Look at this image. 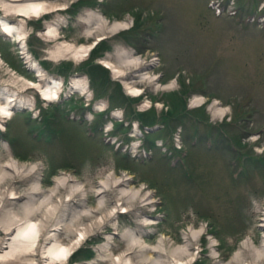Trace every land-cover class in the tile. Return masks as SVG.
I'll list each match as a JSON object with an SVG mask.
<instances>
[{"label":"rangeland","instance_id":"1","mask_svg":"<svg viewBox=\"0 0 264 264\" xmlns=\"http://www.w3.org/2000/svg\"><path fill=\"white\" fill-rule=\"evenodd\" d=\"M88 9L99 10L110 21L127 18L130 27L105 37L84 58H55L52 51L61 42L94 40L78 20ZM57 16L68 18L58 37L42 34L46 21ZM0 17L13 23L23 19L26 32L23 47L0 31V86L32 103L31 108L16 109L12 118L0 116V161L11 154L37 164L44 187L60 172L91 189L110 170L118 175L126 171L132 175L131 186L145 183L155 200L143 209L150 211L137 216L133 210L123 212L130 208L127 204L113 208L108 195L106 212L84 222H93L94 229L69 259L57 264H114L127 250V227L143 230L150 244L165 234L173 245L182 241L184 232L203 228L192 245L191 264H224L249 235L256 245L262 242L264 0H74L65 10L29 19L6 16L0 2ZM117 46L153 60L148 69L157 82L134 83L142 90L140 96L130 94L121 78L100 63ZM27 55L41 64L47 77L62 80L57 100H44L28 84L38 77ZM93 64L101 67L92 69ZM74 77L88 81L87 93L70 91ZM173 79L174 86L156 88ZM116 83L129 99L119 95ZM200 97L205 103L195 100ZM214 100L228 108L223 117L212 114ZM101 102L105 107L98 109ZM155 126L154 131L145 130ZM93 193L91 207L98 204ZM108 211L114 213L106 218ZM71 216L61 211L53 216L39 252L44 243H53L48 237L54 231L47 235L49 229L58 226L63 244L79 235L76 231L66 238ZM143 218L157 223L145 224ZM41 260L51 264L50 259ZM0 264L22 263L10 259Z\"/></svg>","mask_w":264,"mask_h":264},{"label":"bare ground","instance_id":"2","mask_svg":"<svg viewBox=\"0 0 264 264\" xmlns=\"http://www.w3.org/2000/svg\"><path fill=\"white\" fill-rule=\"evenodd\" d=\"M9 1L17 2L10 3ZM9 1H0L6 16L13 13L29 19L31 17L42 18L65 10L74 0ZM78 20L86 24V34L92 36L94 40L91 43L79 45L61 42L52 51L55 58L66 56L84 58L105 37L130 27V21L127 18L110 21L103 13L95 9L86 10L79 15ZM67 21L68 18L60 16L46 21L47 25L41 33L58 37L59 30ZM0 31L26 47L23 19L21 23H13L8 18L0 17ZM98 40L100 41L98 42ZM28 58H30V67L38 77V81L28 80V84L35 88L44 100H57L63 87L62 80L54 76L47 77L41 64L31 56ZM152 61L149 62L132 50L119 46L113 53L100 60L121 78L130 94L137 96H140L142 90L134 87V83L156 84L157 82L158 76L152 75L148 69L154 64ZM174 85L175 80L173 79L166 85H157L156 88L166 89ZM69 88L72 92L87 93L89 90L88 81H81L80 78L74 77ZM195 100L205 103L206 98L200 97ZM30 101L31 99L18 100L14 94H9L6 88L0 86L1 118H12L16 109L31 108ZM218 104V101H213L212 114L214 116L219 114L220 117H223L228 108L220 107ZM104 107V103L101 102L97 108ZM41 175L37 164L22 162L11 154L0 161V261L12 259L22 264H40L43 258L50 259L51 264L65 261L86 238V232L94 229L93 222L84 223L85 220L94 216L96 212H106L110 198L111 202H115L113 208H117L119 204H127L130 208L123 212L133 210L136 211L137 216H141L142 212L150 211V209L146 211L143 209L155 202L152 197V189H147L145 183H141L138 188L131 186L132 175L126 171L118 175L115 171L110 170L91 189L73 175L63 172L53 177V183L50 186L44 187ZM26 180L27 183H25ZM90 191H93V194L98 197V204L95 207L88 205ZM110 194L111 196L108 198ZM60 211L64 216L69 212L72 214L71 224L66 230V238H70L76 231L79 232V235L69 239L67 244H63L58 241V226L49 229L47 235L50 231H54L48 237L53 243L48 247L44 243L42 251L39 252V241L44 228L48 227L53 216ZM108 212L105 214L106 218L114 213ZM102 218L104 219V216H101ZM143 220L145 224L157 223L156 220L148 218H143ZM259 221L258 226L264 231V208ZM81 225L83 227H80ZM202 232L203 228L190 229L189 233H183L182 241L175 245L169 242L165 234H161L155 244H150L145 240L143 230L127 227L123 234L127 239V250L122 256H118L114 264H191L195 257L192 245L196 243ZM2 234L5 236L3 237ZM27 255L32 257H26ZM133 256L138 257V260L134 261ZM37 257H39V261ZM224 264H264V235L259 245H256L252 236H247L238 250Z\"/></svg>","mask_w":264,"mask_h":264},{"label":"trees","instance_id":"3","mask_svg":"<svg viewBox=\"0 0 264 264\" xmlns=\"http://www.w3.org/2000/svg\"><path fill=\"white\" fill-rule=\"evenodd\" d=\"M96 67H101L99 64H93V66H92V69L94 68V69H96ZM102 69L104 70V69H106V68H104V67H102ZM107 71V73H109V70L107 69L106 70ZM90 77H91V81L92 82H94L95 81V78H94V75H93V73H90ZM107 85L109 86V85H111V83H112V79L110 78V74H109V77H108V79H107ZM117 84V86H118V88L120 89L119 91H120V96L122 97L123 95L125 96V99H129V97H127L126 95H125V93L123 92V90H122V86H121V84L120 83H116ZM119 101V98H117L116 99V102H118ZM114 101L113 100H111V102H110V106H113L114 105ZM130 125V124H129ZM145 126H147V125H150V123L148 122V123H146V124H144ZM144 126V127H145Z\"/></svg>","mask_w":264,"mask_h":264},{"label":"water","instance_id":"4","mask_svg":"<svg viewBox=\"0 0 264 264\" xmlns=\"http://www.w3.org/2000/svg\"><path fill=\"white\" fill-rule=\"evenodd\" d=\"M100 40H98V42H99ZM96 45V44H95ZM94 45V46H95ZM158 127L157 126H155V127H147L146 128V130L148 131V132H151V131H154L155 129H157Z\"/></svg>","mask_w":264,"mask_h":264}]
</instances>
